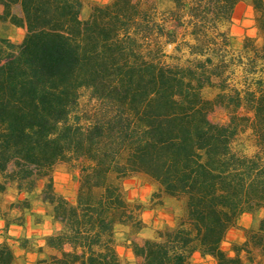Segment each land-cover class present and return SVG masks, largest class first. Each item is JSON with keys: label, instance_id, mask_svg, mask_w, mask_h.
<instances>
[{"label": "trees", "instance_id": "16d2710c", "mask_svg": "<svg viewBox=\"0 0 264 264\" xmlns=\"http://www.w3.org/2000/svg\"><path fill=\"white\" fill-rule=\"evenodd\" d=\"M241 2L260 41L236 50ZM85 5L0 0V195L16 197L0 207V264H123L119 229L138 264H264V0H112L87 17ZM59 163L78 173L74 201ZM135 177L148 202L129 198ZM145 209L173 222L138 242ZM28 222L49 231L10 234Z\"/></svg>", "mask_w": 264, "mask_h": 264}, {"label": "rangeland", "instance_id": "374dc122", "mask_svg": "<svg viewBox=\"0 0 264 264\" xmlns=\"http://www.w3.org/2000/svg\"><path fill=\"white\" fill-rule=\"evenodd\" d=\"M112 0H85V8L83 10V16L87 17L90 12L91 4L99 3L104 4ZM233 37H234V47L236 50L240 49L246 36L254 37L260 41L258 28L255 22V13L250 5L245 2H241L236 6L234 12V22L232 25ZM25 31L23 29H17L12 27L10 36L11 38L19 43L24 37ZM210 118L219 123H226L228 117L223 109L216 108L210 113ZM78 173L72 172L67 168L64 163H59L55 169V182L60 192L67 196L70 200L74 201L78 186ZM126 187L128 189V195L131 200L148 202L149 197L153 191V186L145 179L135 177L126 180ZM15 193L9 191L3 195H0V207L7 209L9 203L15 199ZM264 212L261 211L260 215ZM142 218L145 222V226L137 231H134V238L136 241L141 242L145 238H153L156 234V230L173 222V215L169 211L158 210L154 211L151 209H145L142 213ZM253 221V216L251 214H244L240 223L243 226H249ZM2 221H0V224ZM1 230V228H0ZM125 229H119L118 234V250L122 255L123 264H138L140 259L136 258L131 249L128 248L127 244L123 239V231ZM49 231V225L46 223L41 226H33L28 222L25 229L18 226H13L11 229V235L13 237H18L23 234L34 236L37 240L42 237L46 232ZM242 237L241 230L231 229L228 238L223 243L224 248H229L231 241L235 239H240ZM3 239V235L0 232V240ZM41 240V239H40ZM13 243V240L10 239ZM36 259L35 253H29L25 260L22 259L18 264L24 262V264H34ZM190 264H215L212 258H202L200 255L195 254Z\"/></svg>", "mask_w": 264, "mask_h": 264}, {"label": "crops", "instance_id": "0c3cea01", "mask_svg": "<svg viewBox=\"0 0 264 264\" xmlns=\"http://www.w3.org/2000/svg\"><path fill=\"white\" fill-rule=\"evenodd\" d=\"M3 222L0 224V228H2L3 227ZM13 227V226H12ZM12 227H11V229H12ZM19 227V226H18ZM21 228V227H20ZM11 229H10V233H11ZM0 232H2V230H0ZM4 240V238L3 239H1L0 240V242H2ZM18 252H20L21 253V251L20 250H18ZM208 258H210V257H208Z\"/></svg>", "mask_w": 264, "mask_h": 264}]
</instances>
